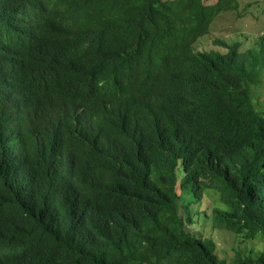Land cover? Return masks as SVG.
Returning <instances> with one entry per match:
<instances>
[{"label":"trees","instance_id":"16d2710c","mask_svg":"<svg viewBox=\"0 0 264 264\" xmlns=\"http://www.w3.org/2000/svg\"><path fill=\"white\" fill-rule=\"evenodd\" d=\"M237 8L0 0V264H264V34L194 48Z\"/></svg>","mask_w":264,"mask_h":264},{"label":"rangeland","instance_id":"374dc122","mask_svg":"<svg viewBox=\"0 0 264 264\" xmlns=\"http://www.w3.org/2000/svg\"><path fill=\"white\" fill-rule=\"evenodd\" d=\"M212 3L216 0H204ZM238 8L233 11L221 12L211 23L207 34L199 37L194 43V48L199 51L224 49L216 46L213 39L219 38L230 43L239 41L241 49L250 47L254 40L264 34V0H237ZM218 194L215 190H208L201 201L193 206V211H206L209 213L211 208L218 205ZM195 218L198 216L194 215ZM203 218L202 215L198 217ZM192 230L199 231L204 236H211L217 245V252L220 256H231L232 248L236 246L234 237L225 231L213 230L210 222L202 223L196 221L192 225Z\"/></svg>","mask_w":264,"mask_h":264}]
</instances>
